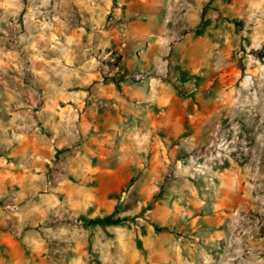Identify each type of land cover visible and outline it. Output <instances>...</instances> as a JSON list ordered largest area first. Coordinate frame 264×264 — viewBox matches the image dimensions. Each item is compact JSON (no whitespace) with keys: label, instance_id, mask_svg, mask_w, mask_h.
<instances>
[{"label":"rangeland","instance_id":"374dc122","mask_svg":"<svg viewBox=\"0 0 264 264\" xmlns=\"http://www.w3.org/2000/svg\"><path fill=\"white\" fill-rule=\"evenodd\" d=\"M7 201L0 264H264V0H0Z\"/></svg>","mask_w":264,"mask_h":264},{"label":"built area","instance_id":"2783aa9c","mask_svg":"<svg viewBox=\"0 0 264 264\" xmlns=\"http://www.w3.org/2000/svg\"><path fill=\"white\" fill-rule=\"evenodd\" d=\"M127 79L135 84H144L149 79V74L143 70H135L127 75ZM19 205L13 201L0 204V212L6 215H14L18 212Z\"/></svg>","mask_w":264,"mask_h":264},{"label":"crops","instance_id":"0c3cea01","mask_svg":"<svg viewBox=\"0 0 264 264\" xmlns=\"http://www.w3.org/2000/svg\"><path fill=\"white\" fill-rule=\"evenodd\" d=\"M157 66H158V64H157ZM79 125L81 127H91L93 125V123L91 121L89 122V121L85 120V122H84V121L81 120V121H79ZM97 125H101V124H97Z\"/></svg>","mask_w":264,"mask_h":264}]
</instances>
